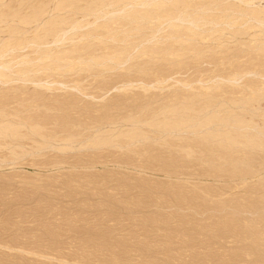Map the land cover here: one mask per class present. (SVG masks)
I'll list each match as a JSON object with an SVG mask.
<instances>
[{
  "label": "rangeland",
  "instance_id": "1",
  "mask_svg": "<svg viewBox=\"0 0 264 264\" xmlns=\"http://www.w3.org/2000/svg\"><path fill=\"white\" fill-rule=\"evenodd\" d=\"M154 1H0V264H264V0Z\"/></svg>",
  "mask_w": 264,
  "mask_h": 264
},
{
  "label": "bare ground",
  "instance_id": "2",
  "mask_svg": "<svg viewBox=\"0 0 264 264\" xmlns=\"http://www.w3.org/2000/svg\"><path fill=\"white\" fill-rule=\"evenodd\" d=\"M0 1L2 2V0H0ZM144 1H145V0H144ZM152 1H154V0H151V3H152ZM161 1H162V0H161ZM165 1H167V0H165ZM244 1H246V0H243L242 3H243ZM248 1H250V0H247V1H246L247 4L249 3ZM65 2H67V1H65ZM154 2H155V1H154ZM239 2H240V0H239ZM56 3H57V1H56ZM141 3H142V2H141ZM175 3H176V2H175ZM135 4H136V3H135ZM146 4H147V1H146L145 3H142V6L145 7ZM152 4H153V3H152ZM162 4H163V3H162ZM162 4H161V5H162ZM176 4H179V2L176 3ZM185 4H186V3H185ZM247 4H246V5H247ZM250 4H252V0H251ZM137 5H141V4L138 3ZM144 5H145V6H144ZM244 5H245V4H244ZM248 5H249V4H248ZM37 6H38V5H37ZM126 6H127V5H126ZM147 6H148V5H147ZM154 6H156V5H154ZM177 6H178V5H177ZM182 6H183V5H182ZM58 7H59V6H58ZM69 7H70V6H69ZM123 7H124V6H123ZM148 7H149V6H148ZM152 7H153V6H152ZM158 7H159V6H158ZM158 7L156 8V11H158V10H157ZM163 7H164V6H163ZM163 7H161V8L159 7V9H162ZM174 7H175V6H174ZM227 7H228V6H227ZM52 8H53V7H52ZM125 8H126V7H125ZM154 8H155V7H154ZM37 9H40V8H37ZM41 9H42V8H41ZM41 9H40V10H41ZM58 9H59V8H58ZM72 9H73V8H72ZM82 9H83V8H82ZM122 9H123V12H124V8H122ZM10 10H11V9H10ZM10 10H9V11H10ZM35 10H36V8H35ZM35 10H34V13L37 11V10H36V11H35ZM120 10H121V8H120ZM177 10H178V9H176L175 11H173L172 14H173L174 12H177L176 14H178V11H177ZM185 10H186V9H185ZM193 10H194V9H193ZM61 11H62V10H61ZM125 11H127V10L125 9ZM164 11H166V10H163L162 12H161V10H160V12H161V14H159V15H160V16H159L160 18H161L162 15H163L162 13H165ZM171 11H172V10H171ZM200 11H201V10H200ZM39 12H40V11H39ZM39 12H38V13H39ZM62 12H63V11H62ZM120 12H121V11H120ZM166 12H167V11H166ZM253 12H254V11H253ZM261 12H262V11H261ZM263 12H264V11H263ZM0 13H1V12H0ZM14 13H15V12H14ZM257 13H260V12H257V11H256V14H257ZM2 14H3V12H2ZM12 14H13V13H12ZM146 14H148V13H146ZM168 14H169V13H168ZM176 14H175V15H176ZM179 14H180V13H179ZM238 14H239V13H238ZM243 14H245V13H243ZM250 14H251V13H250ZM254 14H255V13H253L252 16H251V15H248V16L251 17L252 19H255L256 17H259V14H257L258 16H257L256 14H255V15H256V16H255ZM260 14H261V13H260ZM7 15H8V14H6V16H5V14H4L5 18L7 17ZM33 15H34V14H33ZM33 15H31V16H33ZM36 15H37V13H36ZM65 15H66V14H65ZM69 15H70V14H69ZM138 15H139V14H138ZM182 15H183V17H181V20H182V19H188V20H189V16H186L187 18H186V17L184 18L185 14L182 13ZM182 15H181V16H182ZM210 15H211V14H210ZM224 15H225V14H224ZM240 15H241V14H240ZM246 15H247V14H246ZM262 15H263V14H262ZM262 15H261V16H262ZM1 16H2V15L0 14V17H1ZM10 16H11V15H10ZM13 16H14V14H13ZM16 16H17V14H16ZM16 16H14V17H16ZM20 16H21V14H20ZM31 16H29V17H31ZM145 16H146V15H145ZM148 16H149V15H148ZM154 16L157 17L158 15H154ZM154 16H153V17H154ZM166 16H167V15H165V17H166ZM177 16H178V15H176L175 18H176ZM253 16H254V17H253ZM261 16H260V18H262ZM2 17H3V16H2ZM14 17H13V18H14ZM21 17H23V16H21ZM21 17L19 18V16H18L16 20L18 21V19H19V20L22 19ZM27 17H28V15H27ZM33 17H34V16H33ZM143 17H144V16H143ZM143 17H142V18H143ZM159 17H157V19H158ZM165 17H163L162 19H163V20H166V21H168V20L170 19L171 22H172V20L175 21L174 18L171 20V13H170V16L166 17L167 19H164ZM169 17H170V18H169ZM173 17H174V14H173ZM178 17H180V16H178ZM178 17H177V18H178ZM3 18H4V17H3ZM7 18H8V17H7ZM7 18H6V19H7ZM9 18H10V17H9ZM36 18H37V17H36ZM142 18L139 16V19H142ZM144 18H145V17H144ZM149 18H150V16H149ZM149 18H148V19H149ZM160 18H159V21L162 20V19L160 20ZM177 18H176V19H177ZM192 18H193V17H192ZM195 18H196V17H195ZM260 18H259L258 20H257V18H256L257 23H256L254 20H253V21H254L255 24H257L258 26L263 27V26H262V23H264V21H263L264 19L262 18V21H263V22H262L261 24H259L260 21H261ZM1 19H2V18H1ZM62 19H63V18H62ZM69 19H70V18H69ZM155 19H156V18H155ZM157 19H156V21H157ZM178 19H179V18H178ZM197 19H198V18H197ZM27 20H28V19H27ZM29 20H30V19H29ZM32 20H33V19H32ZM32 20H31V21H32ZM146 20H147V17H146ZM150 20H151V19H149V21H150ZM153 20H154V19H153ZM179 20H180V19H179ZM188 20H187V21H188ZM259 20H260V21H259ZM3 21H4V20H3ZM25 21H26V19H25ZM25 21H24V19H23V22H24V23H22V21H20L21 23H20V22H18V23H20V24H22V25L25 24V26H26L27 22H28V23L30 22V21H27V22H25ZM71 21H72V20H71ZM177 21H178V20H177ZM183 21H186V20H183ZM187 21H186V22H187ZM193 21H194V19H193ZM193 21H192V20H191V21L189 20V21H188V22H189L188 25L191 26V25L193 24V23H191V22H193ZM238 21H239V20H238ZM258 21H259V22H258ZM0 22H2V20H1ZM4 22H5V21H4ZM34 22H35V21H34ZM146 22H147V21H146ZM1 24H2V23H1ZM20 24H19V25H20ZM72 24H74V23H72ZM72 24H71V25H72ZM235 24H236V23H235ZM240 24H241V23H240ZM86 25H88V24H86ZM160 25H161V24H160ZM257 25H256V27H254V28H258ZM263 25H264V24H263ZM68 26H69V25H68ZM74 26H76V28L78 27V26L75 25V24H74ZM74 26H72V27L69 26V27H67L66 29H68V28H69L70 30H71V29H76ZM144 26H145V25H144ZM226 26H227V25H226ZM237 26H238V25H237ZM239 26H240V25H239ZM249 26H250V25H249ZM254 26H255V25H254ZM140 27H141V26H140ZM242 27H243V26H242ZM250 27L253 28L252 26H250ZM261 27H260V28H261ZM79 28H82V26L79 27ZM79 28H78V29H79ZM227 28H228V27H227ZM243 28H244V27H243ZM69 29H68V30H69ZM87 29H88V28H87ZM175 29H176V28H175ZM188 29H189V28H188ZM60 30H61V29H59V31H60ZM68 30H65V31H68ZM70 30H69L68 32L71 33L72 30H71V31H70ZM237 30H238V29H237ZM15 31H18V30H14L13 32H15ZM61 31H62V30H61ZM61 31H60V32H61ZM65 31H64V32H65ZM73 31H74V30H73ZM60 32L57 31L58 35H59ZM16 33H17V32H16ZM18 33H20V31H19ZM62 33H63V32H62ZM62 33H61V34H62ZM195 33H196V32H195ZM61 34H60V35H61ZM63 34H64V33H63ZM63 34H62V35H63ZM66 34H67V33L65 32V35H66ZM14 35H15V34H14ZM45 35H47V34H45ZM54 35H56V34H54ZM58 35H56V36H58ZM68 35H69V34H68ZM88 35H89V34H88ZM47 36H48V35H47ZM56 36L52 37V39H53V38L55 39V40L53 39V40H54L53 43H54L55 41H56V42L58 41V43L61 42L60 39H62V37H63L64 35H63V36H60L59 38H55ZM80 36L82 37L83 35H80ZM84 36H85V35H84ZM84 36H83V37H84ZM128 36H129V35H128ZM169 36H170V35H169ZM40 37H43V36H40ZM40 37H38V38L40 39V40H39V39H38V40L41 42V38H40ZM44 37H46V36H44ZM44 37H43V38H44ZM81 37H80V38H81ZM89 37H90V36H89ZM91 37H92V36H91ZM93 37H94V35H93ZM125 37H126V36H125ZM129 37H130V36H129ZM67 38H68V37H66V39H67ZM87 38H88V36H87ZM35 39H36V42H37V36H36ZM63 39H65V36L63 37ZM33 40H34V39H33ZM33 40H31V41H33ZM69 40H70V39H69ZM39 41H38V42H39ZM51 41H52V40H51ZM80 41H81V40H80ZM17 42H19V41H17ZM23 42H24V41H23ZM34 42H35V41H34ZM34 42H33V43H34ZM44 42H45V44H46L47 41H43V43H44ZM27 43H28V42H27ZM27 43H25V44H27ZM33 43H32V44H33ZM49 43H50V42H49ZM126 43H127V42H126ZM19 44H20V42H19ZM30 44H31V42H30ZM41 44H42V43H41ZM17 45H18V44H17ZM20 45H21V44H20ZM20 45H18V46H20ZM20 47H22V46H20ZM5 48H7V47H5ZM5 48H4V49H5ZM11 50H12V48H11ZM8 51H10V49H9ZM8 51H7V52H8ZM1 52H3V51H1ZM4 54H5V53H2V54H1V55H2L1 58H3ZM116 54H117V53H116ZM116 54H115V55H116ZM44 56H45V55H44ZM41 57H42V56H41ZM41 57H40V58H41ZM45 57H46V56H45ZM45 57H44V58H45ZM47 57H48V56H47ZM47 57H46V58H47ZM40 58L38 59V57H37L36 60H41L42 58H41V59H40ZM44 58H43V59H44ZM46 58H45V59H46ZM21 61H22V60H21ZM21 61H20V62H21ZM8 62H9V61H8ZM114 62H115V61H114ZM9 63H10V62H9ZM9 63L7 64V66L9 65ZM12 63H13V62H12ZM9 66H11V65H9ZM41 66H42V65H41ZM5 67H6V66H5L4 64H2V63L0 64V72H1V73H0V79H3V80L6 81V80L8 79V77L5 76L4 73H2L3 70L5 69ZM6 69H8V68H6ZM9 69H11V68H9ZM54 69H55V68H54ZM11 70H12V69H11ZM11 70H8V72L11 71ZM12 71H13V70H12ZM4 72H7V71H4ZM8 72H7V75H8ZM66 72H67V71H66ZM242 73H244V72H242ZM242 73H241V74L239 73V74L242 75ZM240 75H238V76H240ZM244 75H245V73H244ZM248 75H250V74H248ZM166 76H167V75H166ZM263 76H264V75H263ZM18 77H19V76H18ZM218 78H219V77H218ZM229 78H230V77H229ZM232 78H233V79H231L232 81H230L229 83L233 82V80H234L235 77L232 76ZM241 79H242V77H241ZM259 79H260V78H259ZM3 80H2V81H3ZM224 80H225V79H224ZM227 80H228V78H227ZM229 80H230V79H229ZM262 80H263V79H262ZM5 81H4V82H5ZM35 81H36V80H35ZM225 81H226V80H225ZM157 82H158V81H157ZM227 82H228V81H227ZM236 83H238V81H237ZM60 84H61V83H60ZM129 84H130V83H129ZM5 85H6V84H5ZM260 85H261V84H260ZM61 87H62V86H61ZM63 87H64V86H63ZM251 88H252V87H251ZM259 88H260V87H259ZM164 90H165V89H164ZM259 90H260V91H259ZM259 90H257V92H260V93H262V94L264 93V89H259ZM180 91H181V90H180ZM257 92H256V93H257ZM260 93H259V96H260L259 100L261 99V96H262V94H260ZM257 94H258V93H257ZM257 94H256V95H257ZM256 95H255V97H256ZM251 97H252V96H251ZM250 100H251V99H250ZM247 102H248V101H247ZM258 102H260V101H258ZM234 106H235V105H234ZM245 106H246V105H245ZM250 106H251V105H250ZM250 106H249V107H250ZM238 107H239V106H238ZM251 107H252V106H251ZM253 107H255V106H253ZM208 108H209V107H208ZM260 108H261V106H260ZM126 109H127V108H126ZM239 109H240V108H239ZM243 110H244V109H243ZM255 110H256V111H259L258 108H257V109L255 108ZM260 110H261V109H260ZM207 113H208V112H207ZM260 114H261V116L263 115V114L261 113V111H260ZM260 114H259V117H260ZM234 115H235V114H234ZM257 117H258V116H257ZM29 118H30V117H29ZM237 118H238V117H237ZM119 119H120V118H119ZM130 119H131V118H130ZM229 119H230V118H229ZM229 119H228V120H229ZM239 119H240V118H239ZM260 119H261V118H260ZM262 119L264 120V115L262 116ZM123 120H124V119H123ZM202 120H203V119H202ZM239 121L241 122V121H243V120H237V122H236V121H231V123L234 122V123L237 125V123H239ZM197 122H198V121H197ZM209 122H213V121H209ZM218 122H219V121H218ZM225 122H226V121H225ZM248 122H249V120H248ZM248 122L246 121L245 123H247V124L250 123L251 125H252V123H253L252 121H251L252 123H251V122L248 123ZM134 123L136 124L137 122H134ZM168 123H169V122H168ZM181 123H182V122H181ZM181 123H176L175 126H178V124H181ZM185 123H186V122H185ZM229 123H230V122H229ZM234 123H232L233 125H231V126H230V125H226V123H224L223 126H224L225 128L227 127L225 130H228V128H229L228 126H230L231 129H232V127L235 126L234 129L236 128V129H235V131H236V130H237V127L239 126V124H238L237 127H236V125H235ZM242 123H243V122H242ZM242 123H240V124L242 125V126L240 125V127H241V128H242V127L244 128V126H245L246 124H242ZM138 124H139V123H138ZM172 124H174V123H172ZM196 124H197V123H196ZM207 124H208V123H206V125H207ZM168 125H169V124H168ZM168 125L166 124L167 128L171 126L170 130L172 131V130H173V129H172L173 126H172L171 124H170V126H168ZM186 125H189V124H186ZM214 125H217V126H218L219 124H214V123H213V126H214ZM251 125H250V126H251ZM180 126H182V124H181ZM190 126H191V125H189V127H188L189 130H191V129H190ZM209 126H210V125H209ZM219 126H220V125H219ZM250 126L247 125V127H249V130H248L246 127H245V129H247V131H249L250 133H252V132L254 133L255 131H257V132H255L257 135L254 133L256 137H258L259 134H262V133H263V131H261V132L259 131L261 128H260L259 130L256 129V130H253V131H252V128H254V127H252V126L250 127ZM256 126H257V125H256ZM117 127H118V126H117ZM198 127H199V126H198ZM198 127H197V128H198ZM210 127H212V125H211ZM221 127H222V125H221ZM240 127L238 128V130L241 129ZM173 128H174V127H173ZM176 128H178V127H176ZM176 128H174V129H176ZM179 128H183V127H179ZM179 128H178V129H179ZM184 128H186V127H184ZM184 128H183V130H184ZM194 128H196V127L194 126ZM243 128H242V129H243ZM201 129H202V128L200 127V130H201ZM231 129H230V131H233V132H234V130H231ZM250 129H251V130H250ZM167 130H168V129H167ZM167 130H166V131H167ZM183 130H180V131H183ZM186 130H187V129H186ZM238 130H237L236 132L239 133V131H240V133H241V130H239V131H238ZM263 130H264V129H263ZM193 131H194V130H193ZM195 131H196V130H195ZM228 131H229V130H228ZM247 131H245V132H247ZM258 131H259V132H258ZM167 132H168V131H167ZM172 132H173V131H172ZM172 132H171V133H172ZM198 132H199V131H198ZM233 132H232V133H233ZM242 132H244V129H243ZM158 133H159V132H158ZM182 133H183V132H182ZM184 133H185V132H184ZM194 133H195V132H194ZM206 133H207V132H206ZM222 133H223V132H222ZM226 133L228 134V132H226ZM226 133H224V136L227 138V136H229L231 133L229 132L228 135H227ZM253 133H252V135H253ZM49 134H50V133H49ZM172 134H173V133H172ZM225 134H226V135H225ZM235 134H236V133H235ZM235 134L233 133V135H235ZM263 134H264V133H263ZM184 135H185V134H184ZM237 135H240V134H237ZM237 135H236V138H232V140L234 139V142L237 141V140L240 138V137L237 138ZM185 136H186V135H185ZM219 136H220V135H219ZM219 136L216 135L215 138H216V137L219 138ZM240 136H241V135H240ZM243 136H244V135L242 134V137H243ZM253 136H254V135H253ZM255 136H254V138L252 137V138H253L252 140H255V141H256ZM262 136L264 137V135H262ZM213 137H214V135H213ZM229 137H230V136H229ZM231 137H232V136H231ZM234 137H235V136H234ZM242 137H241V138H242ZM260 137H261V135H260ZM260 137H258L259 141H258V139H257V141H256L257 144H256L255 142H253L252 140H249L248 138L245 139L246 136H244V138H242V139L240 138V139L243 140V141H244V140H248L249 142L255 143L256 146L259 145V146H258V148H259L258 150H260V149L264 150V149H263V148H264V147H263V145H264L263 141H264V140H261V141H262V144H261ZM211 138H212V135H211ZM218 138H217V139H218ZM211 140H212V139H211ZM219 140H220V139H219ZM221 140H222V137H221ZM228 140L231 142L230 144H228V143H229ZM241 140H239V141L241 142ZM239 141H238V142H239ZM248 141L245 142L246 145L249 143ZM223 142H224V139H223ZM226 142H227V143H226ZM234 142L231 141V138L225 140V143L228 144V148H229V149H230V147L233 145ZM238 142H237L236 144H239V143H240V142H239V143H238ZM259 142H260L261 145L259 144ZM242 143L244 144V142H242ZM252 143H250V144L248 145V147H251ZM236 144L234 143V146H237ZM243 144H242V145H241V143L239 144V145L241 146V148L244 149V147H245V149H248V148H246L247 146H246V145H243ZM101 145H102V144H101ZM229 145H231V146L229 147ZM239 145H238V146H239ZM253 145H254V144H253ZM255 145H254V149L257 148V147H255ZM65 146H66V145H65ZM234 146H233V147H234ZM234 148H235V147H234ZM231 149H233V148L231 147ZM243 149H241V150H243ZM249 149H250V148H249ZM252 149H253V148H252ZM211 150H212V149H211ZM260 151H261V150H260ZM258 152H259V151H258ZM258 152H257V153H258ZM255 153H256V152H255ZM260 154H261V153H260ZM263 154H264V152H263ZM263 161H264V160H263ZM261 162H262V161H261ZM243 163H245V161H244ZM255 163H256V162H255ZM3 164H4V163H3ZM241 164H242V163H241ZM246 164H248V163H245V165H246ZM260 164H261V163H260ZM255 165H256V164H255ZM2 166H3V165H2ZM245 167H246V166H245ZM242 168H243V165H242ZM252 168H253V167H252ZM259 168H260V167H259ZM263 168H264V167H263ZM261 169H262V167H261ZM253 170H254V169H253ZM257 171H258V170H257ZM259 171H260V169H259ZM255 172H256V171H255ZM255 172H253V173H255ZM257 173H258V172H257ZM257 173H255V174H257ZM19 178H20V177H19ZM262 180H263V179H262ZM263 182H264V181H263ZM260 184H261V183H260ZM251 208H252V207H251ZM242 209H243V208H242ZM242 209H241V210H242ZM229 216H230V215H229ZM240 219H241V218H240ZM238 221H239V220H238ZM255 229H256V228H255ZM231 230H232V229H231ZM250 231H251V230H250ZM256 235H257V234H256Z\"/></svg>",
  "mask_w": 264,
  "mask_h": 264
}]
</instances>
